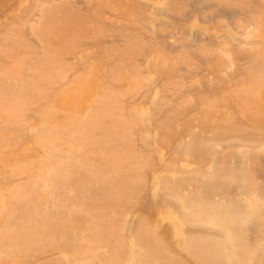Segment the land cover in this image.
Segmentation results:
<instances>
[{"label": "bare ground", "instance_id": "obj_1", "mask_svg": "<svg viewBox=\"0 0 264 264\" xmlns=\"http://www.w3.org/2000/svg\"><path fill=\"white\" fill-rule=\"evenodd\" d=\"M172 1L174 2V6H176V5L181 6L182 5L181 6L182 9L185 7V2H183V0H182V2H181V0H171V2ZM209 1H211V4H212V2H214L213 0H208V2ZM173 2H172V6H173ZM216 2L220 6H221V4L222 5L224 4L225 7H226V5H228V7H229V4H230V5H232V6H230L231 9H232L233 5L236 4V2L233 3L234 1L231 3L230 0H215V3ZM219 2L220 3L222 2V3L220 4ZM258 2H259L260 6L256 5V7H255V5H254V7L256 8V10H254L255 12H253L254 18L251 16L252 14H250V16H251L250 18H253V20L248 22L247 20L244 19L248 23L246 22L245 23L246 25H244L242 23L243 25L241 24L242 27H240V30H241L240 32L243 35H245V34L248 35L249 33H247V32L249 31L251 34H249L248 37L249 36L252 38L254 37L255 40H259L258 44H257V42L255 43V44H257V47L254 50L252 48L253 46L250 48L254 52L251 50L248 51L247 47L245 48L246 49L245 50L242 48V46H238L239 48L241 47L239 49L238 47L234 46L235 44L233 45L234 47L229 48L232 46V45L230 46V44H229V47L226 50L222 49L223 47L221 48L222 50L220 49L222 51L221 53L224 54V55L221 54V55H223V57L219 55L220 58L222 57V59H220L217 55L218 53L217 54L215 53V51H217V49L214 50V53L216 54L215 55L213 53V50L210 47H208V48H210V50L206 51L204 48V45L198 46V48L203 47L204 52L206 51L205 53L201 54V52H202L201 50L203 48H201V50L199 48V50H200V52H199L198 48L196 47L197 45L195 46L196 51L200 55L203 56L205 54L206 55L205 57L206 58L208 57L207 58L208 72L211 73L209 75L210 80L208 81V78H207V80H204L206 83H207V81H208V83L209 82L210 83L206 84V83H204V81L203 82L201 81L204 84H199V85L200 86L202 85V87H203V85H208L207 88H209V90L213 89V92L209 91L208 94L211 93L213 95V93L215 94V92H216L215 87H216V89L219 88V89H221V91H224L228 87H233V86L237 85L238 81H241L240 78H242L244 81H247V82H243V84L244 83L249 84V88H248L249 90L243 89L240 92L241 96H239V92H238V96H239L238 99H239V102H240L242 108L247 113L246 115L249 116L251 120L252 119L262 120V118L264 116V113H263L262 108L260 106L262 103V102H260L262 92L259 90V85L261 84L260 82H264V81H261V78L263 75V74L261 75V73H263V72H261L262 70H260L258 67L261 62L264 64V49H261V48L259 49V47H258L260 45V43L262 42V40L264 41V16L261 14L263 12V10L261 8L263 0H258ZM132 3H133V1H132ZM182 3H184V4H182ZM187 3H188V1L186 2V4ZM215 3H213L214 6L216 5ZM134 4H136V3H134ZM139 4H140V2H139ZM139 4H136L134 6V8H136V9H134L135 11L138 10L137 5L139 6ZM141 4H143V3H141ZM168 4H169V2H168ZM237 4H240L241 7L242 6L244 7L243 11H242L241 7H237V8H240L242 11L241 12V18L246 17L247 15L245 16L244 11H246V7H247V5L250 4V2L247 0H241V2H238ZM199 5L201 6L200 3H199ZM240 5H237V6H240ZM214 6L212 5V7H214ZM224 6L223 7L221 6V7L224 8ZM124 7L128 8L127 6H124ZM207 7H208V5H207ZM209 7H210V5H209ZM141 8L143 9V6ZM141 8L139 10L142 11ZM222 8H220V9H222ZM230 8H227V9L224 8V11H221L220 13L223 12L226 14L228 11V13H230V16H231V14H233V12L236 10H234L232 12L230 10ZM233 8H236V6H234ZM37 9H38L37 11L39 14V20L37 22H35L34 24H33V21L31 22V20H30V22L32 24L30 25V27H28V26L27 27L29 28L28 29L29 32L32 33V35H34L39 40V42H37L38 45H40L39 43L41 42V44L43 46L42 55L39 56L40 53H37V51L40 50V49H37L39 47L36 48L37 49V51H36V49L33 48V46L32 47L30 46L31 44H29V42H28L27 33L25 32V29H18L16 31H14L13 33H7V35H5V37H2L5 42H11L17 48L28 47L27 49L29 50L30 54L34 55V57L37 58V63H35L34 65H33L34 62L29 63L27 61L19 59L20 58L19 57V58H16L13 62H11L10 67H7L5 69L0 67V77H2V80H3V78L5 79V77H10L11 80L13 78V79L18 80L17 82H19L15 90L14 89L8 90L9 92L6 90V92H3L4 90L2 91L0 89V91L2 92V93L0 92V123L4 124L6 126L8 124H12L11 122L19 121L24 116V112L29 111L30 109H28V108L31 106L36 107V105L34 106V104H36V103L40 104V102H41L40 100L44 99V103L48 102V101L45 102L48 87L53 86L55 83L60 82L58 79H60L66 73V70H67L66 69L67 67H65V66H67L66 60H68V59L65 60L66 61V64H64L65 66L63 65L65 68L63 66H61L63 61H62V58H60L59 56L63 54L64 48L63 47H62V49L59 48V45L63 44V43L65 44L67 42H68V44L69 43L72 44L75 41L77 42V37L79 35L80 36L82 35V37L88 35L86 29H83L81 27L82 23L78 24V26H77L78 28L76 30L74 23H73L74 21L72 20V18L65 17L67 15L69 16L70 15L69 13H71L68 10V9H70L69 2H67L65 0H59L58 2L43 1V3L41 5H39ZM215 9H218V8L214 7L211 10L209 8L210 11H212V12L216 11L217 12V14H216V12H214V14L211 13L213 16L218 15L219 14L218 12L220 11L219 9L218 10H215ZM194 10H195V8H194ZM205 10H207V9H205ZM209 10H207V11L209 12ZM259 11H261V12L259 13ZM238 12H240V11H238ZM57 13H61L62 15H64V20L57 17L56 16ZM242 13H244V15ZM258 13H259L260 17L258 16ZM204 14L206 15L205 12H204ZM225 14L224 15L220 14V15L228 16L227 14L226 15ZM236 14H237V11H236ZM234 15H235V12H234ZM234 15H232V17L230 18V19H233V22H234V17H236L238 14L235 16ZM242 15L244 17H242ZM179 16L181 17V15H179ZM29 18L31 19V17H29ZM218 18H219V16H218ZM206 19H207V17H206ZM236 19L239 20L240 18L236 17ZM150 20H151V18H150ZM240 20H242V19H240ZM248 20H250V19H248ZM28 21H29V19H28ZM161 21H163V20H161ZM30 22H27L28 24H26V22H23L24 23L23 25H29ZM146 22H147V20H146ZM133 23L135 24V22H132V24ZM142 23H143V21H142ZM171 23L172 22H170V25H171ZM63 24H66L65 26L68 28V32H66L67 34L64 33L65 35L63 34L64 30L63 31L61 30L62 29L61 27ZM139 25H141V24H139ZM172 25H174V24L172 23ZM175 25L174 26L177 27V24H175ZM237 25H238V23H237ZM156 26H158V25H156ZM159 26H158V31H160L162 29V31H160L161 34H159L160 38L162 39V37H163L162 40H167L166 38H169L167 35H169L171 33L170 32L171 29H167L168 26L165 28L164 25H163V27L165 29L162 26H160L161 27V29H160ZM165 26H166V24H165ZM174 26H173V28H174ZM145 27L146 26H144V29H145ZM3 28L5 29L4 26H3ZM131 29H129L131 32L132 31L135 32V30H136V33L132 32L133 34H131L129 31V33L131 35H128L129 33L127 34L128 36L124 35L125 37L127 36V38L129 39V40L126 38H125L126 40L124 39L125 41L128 40L127 42H124V40H123L122 41L123 43L118 42L116 45L111 43V45H112L111 50H113L116 46V48H115V50H113V52L114 51L116 53L118 52V55L120 56V57L118 56L120 62H122L123 58H126V60L128 59L130 62L132 61V63H135V61L133 59H135V57H137L138 55H141L145 58L147 56V53L148 54L151 53V54L156 55L155 56L156 58L152 57L151 61H149L150 66H151V69L153 70V72L156 75H158V77H159V75H161V76H163V78H167L166 82H164L165 79L163 81L165 89L162 86L163 87L162 90L167 89V90H169V93H168V91H164V92H166L167 97L165 96L164 92L162 94L166 97L165 98L166 100H169V102H171L172 101L170 99V98H172L171 96H175V94H176L175 90L172 89V87L175 86L177 88L178 87L180 88L181 85L184 86L187 84V83L183 84L181 82L180 78H178L180 75L178 74L177 70H175L177 73H175L173 71V66L176 64L177 68H175V69H178V67L180 65H182V66H185V65L189 66L190 65V63H188L191 60L189 56H191L192 54H190V52H191L190 51L189 52L190 55L188 56V49H187L188 45L184 44V45H186L185 48L187 49V51H184L185 52V54H184V52H181L182 50L180 51L181 48L182 49L184 48L181 46H184V45L181 43L182 45L180 46L179 42H185V41H182L183 39L181 41L176 40V42H178L177 45L179 46V47H177V49H179L181 47L179 49V51L181 53L180 54L179 53L178 54L167 53V52H170V49L172 50L173 47L174 48L171 52H173V53L179 52V51H175L176 50V46H175L176 44H174V46H173V43L175 41L173 43H171V46L169 44L170 49L168 48L167 44L166 45L164 44L165 47L168 48L164 51L163 50L164 49V47H163L164 41L163 42L160 41V43H159V40H161V39H159V37H157V39L154 40V37L156 38V36H159V35L154 36L155 34L151 31V33H153V36H154L152 39L151 38L152 36L150 35L151 33L148 30H147L148 33H150L149 36H151V37H148V33L146 36V30L144 33L143 30L141 29L142 30V32H141L140 27H139V29L138 28L137 29L134 28V30H133V28H131ZM238 29H239V27H238ZM0 30H1V28H0ZM71 30H72V33L69 34L71 32ZM163 30H165V31H163ZM167 30H169V31H167ZM172 30L176 31L174 29H172ZM123 31H125V29H123ZM154 31H157V30H154ZM235 31H236V29H235ZM105 32H106V35L103 33L102 40L103 39H109V38H103V37L109 36V35H107L108 34L107 31H105ZM115 32H116V30H115ZM139 32H141V33H139ZM162 32L163 33L165 32L164 33L165 36H164V34H162ZM0 33H2V31ZM113 33H114V31H113ZM143 33H144V35H143ZM158 33L159 32H156V34H158ZM109 34H112V33L110 32ZM99 35H102V34L98 33L97 38H99ZM172 35L174 37L176 36V34L175 35L172 34ZM231 36H232V34H231ZM233 36H235V35H233ZM93 37H95L94 40L97 39L95 35H93ZM120 37H121V35H120ZM29 38H31V37H29ZM185 38H186V35H185ZM209 38H207V39L205 38V39L208 40ZM229 38H230V36L226 38V39H228V41H226L225 38L224 39L226 42H229ZM252 38H251V40H253ZM91 39L92 38H90V41H91ZM119 39H121V38H119ZM222 39H223V37H222ZM231 39H232V41H233V39L235 40L234 37L230 38V41H231ZM102 40H99V41H102ZM191 40H193V39L191 38ZM204 40H202V41H204ZM206 40H205V42H206ZM209 40L207 41L208 44H210ZM29 41H30V39H29ZM83 41H84V39H83ZM97 42H98V40H97ZM167 42H169V41L167 40ZM193 42H195V40L192 41L191 43L193 44ZM205 42H203V43H205ZM215 42L216 41H214L213 44ZM224 42H223V46H227V45H224ZM226 42H225V44H226ZM237 42H239V41L237 40ZM240 42H239V44H241ZM80 43L79 44L77 43V45H80ZM91 43H89V44H91ZM106 43H109V42H106ZM191 43H189V46ZM216 43H219V41ZM221 43L222 42H220V44ZM205 44H207V43H205ZM255 44H252V45H255ZM32 45H34L33 41H32ZM93 45H96V44H93ZM113 45H115L114 48H113ZM211 45L212 44H210V46ZM36 46H37V44H36ZM70 46H72V45H70ZM73 46H76V45H73ZM82 46H85V45H82ZM104 46L105 45L103 44V49H104ZM206 46H208V45H206ZM80 47H81V45H80ZM92 47H91V49H92ZM190 47L193 48V46H190ZM214 47L216 48L217 46L215 45ZM84 48H86V47H84ZM109 48H111V47H109ZM235 48H238V49H235ZM76 49L78 50L77 46H76ZM106 49L107 48L104 49L105 53L107 51ZM70 50H71V52L73 51L72 48ZM104 50H101V51H104ZM191 50H193V49H191ZM91 51H93V53H94V48ZM163 51L164 52L167 51V52L164 53ZM218 51H219V49H218ZM255 51H257L258 53ZM193 52H195V51L193 50ZM246 52H247V54L249 53V55L245 54ZM67 53L68 52H66V54ZM105 53L102 52L103 55L101 54V56H99V57L103 56L105 58V56H106V57H108V60H110L111 58L115 59L114 54H113L114 56L112 55L114 57L113 58V57L109 56L111 53L107 52L108 55H106ZM30 54H28V55H30ZM242 54H244L243 55L244 57H246V56L250 57L251 56L249 58V60H251V61L247 60V61H249V63L247 62L244 64L241 61L242 59H240L242 57ZM259 54H261L260 55V61L261 62L258 63V61H259L258 55ZM32 55L30 57L33 58ZM22 56H24V55H21V58H22ZM82 56L84 57V55H82ZM92 56H93V54H92ZM90 57H91V55H90ZM109 57H111V58H109ZM97 58L98 57H96L95 60ZM148 58L150 59L149 56H148ZM193 58H194V56H193ZM8 59L9 58L7 57V60ZM26 59L30 60L29 56ZM112 59L110 61H112ZM195 59H197V58H195ZM63 60H64V56H63ZM87 60L85 59V61H87ZM95 60L92 59V61H95ZM143 60H145V59L143 58ZM82 61H84V60H82ZM90 61H91V58H90ZM92 61L90 63H92ZM117 61H118V59H117ZM197 61H201V59H199ZM8 62H9V60H8ZM3 63H5L4 64L5 66L6 65L9 66V64H6V62H2V64ZM86 63H88V61ZM124 63L120 64L118 66L123 67ZM206 63L207 62L205 61L204 65H206V67H207ZM256 63H258V64H256ZM0 64H1V60H0ZM69 64L72 66L71 63H69ZM69 64H68V67L70 66ZM95 64H96V62H95ZM117 64L115 66H117ZM86 65H88V64H86ZM86 65L83 64V66H86ZM73 66H75V65H73ZM80 66L82 67L81 64H80ZM88 66H90V65H88ZM92 66H94V65H92ZM95 66H96V67H94L95 70L93 69L94 71H92V73H90V74H89V72L87 73V71L88 70L90 71L91 68H88V70H86L87 67H83V69L86 68L84 73H81V71H82V68H81V70H80L81 74L77 73L79 71L76 72V70L74 68L73 71H75L76 74H79L80 79L79 80L77 79L79 76L77 78H75L74 76L73 77L70 76V78H68V80H70L71 78L72 79L75 78L73 81L71 79V82L73 84V82L75 81V84H76L78 81L82 82L83 80H81V79H84V80L86 79L83 83L80 82L81 84L78 82L79 83L78 85L73 84L72 86H70L67 78L62 79L66 76V74L64 77H62L60 79L61 81L64 80V83H67V85L70 86L69 87L66 84L62 83L65 88H67V87L71 88V87L75 86L74 89L71 91L73 95H71L70 98H67L69 96L63 94L64 91H62V90L64 88L60 82L63 89L60 88L62 91L61 92L58 88L60 84L59 85L57 84L58 85L57 88L61 92L58 94L55 93L58 95V97L57 98H53V97L50 98L51 95H49L50 101H49V103H47V106H46V104L45 105L44 104L39 105L41 107L43 105V110L38 113V115L40 116V117L38 116L39 122H40L39 123L40 132L39 133L34 132V133H36L34 137H35V139H40L38 144L41 146V149L44 152V156L42 159L36 160L33 163L26 164V165L23 164V165H20L17 168H15L16 173L36 172L38 180H35L34 178H32V179L24 181L23 183L21 182V184L19 186L16 184V186H12L9 189L4 190L3 192H0V250H2L3 253L6 250L5 252L7 253V251L10 252V250H8V249H12V251L14 249L16 251L15 254L12 253V254H14L12 256V254L10 253V256L12 258L14 256H16L17 254H18V256L19 255L29 256L31 254H32V256L33 255L34 256H36V255L44 256L47 253L49 254L52 251L57 252V250H59L62 252L61 256L59 255L57 260L54 259L55 260L54 264H95V263L96 264H122L125 261L127 255L130 256V259L132 258V259H135L136 262L138 261L139 264H259V262L262 261L264 258V246H262L264 244V241L262 240L263 244H261L262 241L260 242L259 240H258L259 242L258 241H256V242L251 241L249 238L250 232L247 231V229L245 228V225H246V222L248 220V218L246 219V217L251 216V218H249L250 221L251 222L252 221L257 222L256 226L259 227V230L257 229L259 231V234H257V232H256L257 236H259V238H261V239L262 238L264 239V201H263L264 195H262V198H261V196H258V194L261 193L259 188L263 187V186H259L257 181L252 182L253 179H257V177L256 178L254 177V175L256 174L255 172H258V171H254L251 168H249V167H251V165H248V164L244 165L242 163L246 160L248 161L249 164L252 161H253V163H256V161H257V159H255L256 156H254V154H253V156H254V158H253L251 153H255V154L259 155L261 149L259 148L258 145L261 144L260 143L261 141L264 144V139L262 138V140H259V144H257L256 141L258 140V138L254 137L255 139H257L255 141V143L257 145H253V143L251 144V142H250V144L253 145L254 147H252L247 142L249 144V145H247V147L250 146L252 149L250 147L247 148L248 151L250 152V154H248L249 152L245 153L244 150H243V152L245 153V156L249 155V158H250V156H252L250 158V160L251 159L252 160L250 161L249 159H247L248 156H247V158L244 156L246 158V160H242L245 158L241 157L243 152H240L241 156H240V160L238 163L240 164L242 161L241 164L244 165L245 167H243L242 169H239L240 172H236L237 169L233 170V168L235 169V166H232V169H230L229 167L226 166L227 165L226 159L223 157L224 156V154H223L224 149L221 150L220 148H216V149L221 150L218 152V150L215 151L214 147L216 145L217 146L220 145V147H221V143H225V139L228 137L239 138L240 139L239 142H241V140L243 142V140H244V142L246 143L247 138H249L247 141H251L253 138L251 139V137H248V136H250V134L248 136H246L247 135L246 132H248V130H251L252 126L249 128L247 125H244L247 129L246 131H245V129H242V128L240 130L239 129H233L234 127L233 128H227L226 125L228 126L229 117H228V119H226L227 117L221 118L222 114H221V117L218 116V117H220L219 118L220 121H218L217 123H214L212 121V119L207 118L210 114L208 116L206 115V117L202 115V112H201L202 110L200 111V113H197V114H201L202 116H195L196 115L195 112H192V114L194 113L193 115L190 113V114H188L189 116H186L187 114L183 111L185 109L190 110L188 108H193V109L197 108L198 110H199V108H206V109H204V112H205V110L208 112H211V110H208V109H211V107L213 106L211 103L217 98L218 94H223V93H219L217 91L218 94L216 93L217 95L216 94H215L216 96L214 95L216 98L214 97V100L211 99L212 101L209 100L208 102L209 103L211 102V103L208 105V102L206 99H208V98L210 99L211 97H208L209 95L207 96V98H206V96L204 97L202 92L200 91L202 88L198 84L191 85L192 83L191 84L189 83V82H191L190 79L193 77L192 76L190 79L188 78L189 79L188 84H190L191 87L195 86L194 92L191 90L189 91V92H192L191 96H194L192 98H195L194 102H192L193 99H191L192 101L189 100L191 97L189 98L186 95H185L186 97H184V95H183L182 98L180 97L181 99L177 98V100H179L178 104H176V106H174L173 105L174 102L175 101L177 102V100H175L174 98H176L178 96V94H176V97L172 98V99H174L173 100L174 102L173 101L171 102V105L173 107L168 102L170 110H168V112L163 110V114H164V112L166 114L163 117L160 116L162 118L157 120L155 123H154V121H155V118H154V120L152 122L154 124L151 125L152 124V123H150L152 121L151 118H153L157 114V112L159 113L161 108L163 109V106H165V104H167V103H165V99L163 98L164 96H162V94H161L160 96L162 97V100L164 101V103L160 97H159L160 99H158V100L154 99L157 102L153 103L154 106L152 108V111L150 113H148V115H147L148 119H150V122H149L150 125L153 128L155 125V128L157 130V134H158L157 142L158 143L162 142V144L166 145V146H168V144L170 145V144L176 143V145L174 147L175 155H177L179 157L186 156V157L192 158V160H191L192 162H190V163L195 164L194 166H196L198 169H200V167H201V170H202V167H204V165L207 164L209 158L211 159V156H213L212 152L215 151V153H218V154H220V152L221 153L223 152L222 153L223 156H220L221 159L220 158L218 159L216 157V155L217 156H219V155L218 154L214 155L215 162H218L216 164V168H214L216 170L213 173L209 172L208 174H206L207 171H205L204 168L202 171H205V172H202V171L199 172V171H196V170H198V169H196V167L195 168L192 167L191 170H188L189 172L186 171V172L182 173L181 177L175 178V180H174L173 174L177 171L179 172L180 167L179 166H177L179 168H174V167L168 168V167H166L169 169L168 171L172 175H168V176L164 175L163 177L160 176L161 177V178L159 177L160 179L158 178L157 186L160 188V192H159V198L160 199L159 198L158 199L160 202L158 201V203L156 204V205L159 204L158 206H161L163 209H165L164 214L159 219V221L156 222L155 224L150 223L151 221L148 222V220L144 218L140 222H138L136 225H134L133 229H131L130 227H128L129 225L127 224V214H129L128 210H130V205L132 202L131 200L132 199L134 200V198H135L134 196L137 194V192L139 190V189L137 190L135 187V186H137V184L135 186H133L134 183H132V182L134 181L133 179L142 176L138 180L135 179V181L136 182L139 181V182H141V184L143 183L142 181L145 180L144 179L145 176H144V173L140 172V170L141 171L146 170L147 166H148L147 163L149 161V164H150L151 159L148 158V157H150L149 155H146V154L141 155L140 153H137L134 149L137 144H142L145 147V144L147 142L145 143V141H146V140H144L145 136H142L143 135V133H141L142 130L140 131L139 130L140 128L138 129L139 124H141L140 123L141 119L139 118L140 114L138 113V110H136L137 107L134 109L135 106L134 107L130 106L132 108V110H128V112L129 111H131V112L127 114L124 107H126V109H127V107L129 108V106H126V105L124 106L122 104L123 103L122 98L125 97V96H123L125 91H126L125 95H127L128 92L133 93L136 89L139 88V86H142L141 84L144 83V80L147 81V79L145 78L144 74L143 75H141V73L139 74L140 70H139V72H137L136 69H134L135 72H137V73H135L134 70H131V73L134 74V75L131 74V76H133V81L130 80V79H132V77L129 75L130 76L129 83L131 84V86L130 87L128 86V88L126 87L127 88L126 89V88H123L126 85L124 86L122 84H119V82H118L117 74L120 78L119 73L121 74L122 72H117V74H116V73H113L112 71L109 70L111 73H113V74L109 75V71L107 72V68H108L107 66H110V64L106 65L103 62H99ZM112 66L113 65H111V67ZM115 66H113V68ZM134 66L137 69L139 67V66L136 67V65H134ZM134 66H133V68H134ZM150 66H149V68H150ZM190 66L192 67V65H190ZM141 67H142V65H141ZM199 67L200 66H198V68ZM227 67L230 69L233 67V70L236 67V70L234 72L235 74H233V75L231 74L232 75L231 77L228 78V76H227L228 74H226L227 72L225 73V71H224V73L227 76L226 78L218 79L219 75H218V77L212 75V74H216L218 71H221V68L225 69ZM128 68H126V70ZM187 68L188 67H186V69ZM263 68H264V66H263ZM77 70H79V69H77ZM128 70H130V69H128ZM179 70H181V69H179ZM26 71H29L31 73L30 76H28V75L26 76V74H25ZM67 71L69 72V69ZM75 72H74V74H75ZM173 72L175 74H173ZM179 73H181V72H179ZM203 73H204V71H203ZM196 74H197V72H196ZM175 75L176 76L179 75V76L175 77ZM200 75L198 72V76H200ZM206 75L208 77V74H206ZM121 78H123V77H121ZM156 79H157V77H156ZM181 79H183V78H181ZM157 80H159V78ZM3 81L1 83H3ZM182 81L185 82V80H182ZM154 82H152V83H154ZM213 82H214V84H213V86H211L210 84ZM161 83H162V81H161ZM243 84H241V85H243ZM7 85H5V86H7ZM196 85H198V86H196ZM209 85L211 87H209ZM241 85H239L238 87H243ZM14 86H15V83H14ZM0 87H1V85H0ZM54 87H56V86H54ZM54 87L53 88L51 87V88L54 89ZM244 87H248V86L245 85ZM179 88H178V90H179ZM67 89H64V90H67ZM142 89H140V90L142 91ZM203 89L205 90L206 87ZM228 89H230V88H228ZM238 89H242V88H238ZM238 89H234V91L238 90ZM49 90L51 91V89H49ZM146 90H148V89H146ZM136 91L138 94L139 90H136ZM136 91H135V94H136ZM172 91L175 94H173ZM181 91L179 93H181ZM159 92H161V90ZM170 92L172 95L170 94ZM225 93H227V92H224V94ZM48 94H51V92ZM181 94L179 96H182ZM57 95H55L54 97H56ZM169 95H170V98L167 99L169 97ZM212 95H210V96H212ZM228 96H229V94H228ZM125 98H127V96ZM134 98H136V96ZM221 98H222V96H221ZM227 98H229V97H227ZM232 99H234L233 96H232ZM202 100H205V102ZM135 101H136V99H135ZM218 101H220V99L215 100V102H217L216 105L218 104ZM73 102L75 103V107L72 106V105H74ZM202 102L207 103L208 106L204 105ZM197 103H200L201 106H198L199 104L195 105ZM223 103L225 104V102H222V105H224ZM38 104H37V106H38ZM124 104H126V103H124ZM196 106H198V107H196ZM205 106H207V107H205ZM32 107H31V109L33 110ZM150 107H152V106H150ZM165 107L168 108L167 105ZM166 108H164V109H166ZM181 108H184V109L180 110ZM34 111H37V110L34 109L33 113H34ZM195 111H196V109H195ZM215 111H216V109H215ZM59 112L64 113L67 116V118H66L67 120H65V122L62 124H60V123L57 124L58 121L56 120V118L59 117V115H60ZM160 112H162V110ZM213 112H214V110H213ZM56 114H58V115L56 116ZM144 114H145V112H144ZM233 114H234L233 112H232V114L230 113V117H232ZM144 117H146V116H144ZM157 117H159V116H157ZM143 119L145 121L146 118H143ZM233 120H234V118H233ZM147 121H149V120H147ZM237 121H232V122L230 121L229 126L232 127V125H237L238 128L241 127V124L236 123ZM22 123L23 122H21V126H22ZM146 123L149 124L148 122H146ZM195 124H199L201 131L199 133L193 132L192 134L187 135L185 138L184 133L185 132H187V133L192 132L193 131L192 125H195ZM27 125H25V127ZM13 126H15V125H13ZM17 126H19V125L17 124L16 127ZM149 126L146 127V132H147V128L150 131L151 128ZM25 127H24V129L27 128V127L26 128ZM19 128L23 129V127H20V126H19ZM12 129H14L17 133L18 128L17 129L12 128ZM7 130L9 131L10 128L9 129L7 128ZM252 130H254V129H252ZM243 131L245 133L244 135H243ZM258 131H259V133H261L262 129L258 130ZM258 131H256V134H258ZM263 131H262V133L264 135ZM7 132H5V133H7ZM18 132H19V129H18ZM23 132H24V130H23ZM25 133H26V131H25ZM21 134H23V133H21ZM1 136H2V132L0 131V149L3 146V138H1ZM64 136H66L65 139L69 140L66 144L62 143L65 140V139H63ZM256 136L258 137V136H262V135L258 134ZM12 138L14 139V137H12ZM16 139H19V138L17 137ZM226 140H228V139H226ZM231 140H232V143H231L232 145H233V143L237 142V141H234L233 139H229V141H231ZM215 141L218 144L220 143L219 141H221V143L218 145ZM204 142H207L208 144L207 143L205 144ZM211 142L212 143L215 142L216 145L214 143L211 144ZM239 142H237L236 145L237 144L239 145ZM242 142H241V145L245 146V143L242 144ZM7 143H9V141ZM16 144L17 143H15V145ZM202 144H203V147H202ZM231 144H229V145H231ZM207 145H208L210 151L207 150L208 149ZM210 146H212L214 148L213 151H212L213 148ZM237 146H234L233 148H235V147L237 148ZM255 146L258 149L257 151L255 149ZM204 147L207 149H205ZM238 147H240V146H238ZM262 147L264 148V146H262ZM240 148H242V147H240ZM253 148L255 149V152H254ZM263 148H262V151H263ZM228 149L230 150V147ZM236 151H239V149L237 148ZM257 152H259V153H257ZM209 153H211V156L209 155ZM244 153H243V155H244ZM145 155L148 158V161H147V158L145 157ZM207 155H209L210 157ZM237 156H239V155H237ZM230 157H228V158H230ZM177 159H179V158H177ZM253 159H255L256 161H254ZM219 160H224V161H219ZM211 161H212V159H211ZM211 161L209 160V162H211ZM244 163H246V162H244ZM258 163L259 162L257 161L256 164H258ZM146 164H147V166H146ZM232 164L233 165L236 164L235 160L233 161ZM256 164H253L252 166L255 167V166H257ZM230 165H231V163H230ZM230 165H228V166H230ZM145 166H146V169H145ZM213 167H215V164L211 166V168H213ZM263 167H261V170ZM194 169H196V170H194ZM257 169L260 170L259 166L255 168V170H257ZM184 170H186V169H184ZM229 170H232V171L230 172ZM261 170H260L259 174L264 172ZM233 171H235V173ZM181 172H183L182 169H181ZM196 173L201 174V175H198ZM238 173L239 174L241 173V174L239 175ZM136 174L139 176H137ZM251 174H253V176ZM256 175H258V173ZM12 176L14 177V175H12ZM238 176L241 178L243 177V180L245 181V183L242 184L243 186L247 182V184H248L246 186L247 188H245V186H244V188L249 190L251 193H254V195L256 194V196L258 197V200L260 201L259 203H256L257 198L255 197V199H256V200H254L255 204H260V207L256 208L253 212L247 213L249 211L248 209H247L248 211L245 212L243 210L244 208H240L237 204V203H239L240 200L237 201V203H236V199L235 200H234V198L231 199L230 195H226L229 193L228 192V186L230 188H232L233 186L235 187L237 185V183H239L235 180V179L239 178ZM260 176H262V175L260 174ZM6 178H8V177H6ZM14 178L18 179L19 177L17 178L15 176ZM21 178H23V177H20V179ZM142 178H143V180L141 181ZM262 178L264 179V176H262ZM232 179L235 182V184L231 183V185H232V187H231L230 182H233V181H229V180H232ZM12 180L14 181L15 179H12ZM3 181H5L4 178H3ZM8 182H10V181H8ZM227 182L229 185L227 184ZM3 183H5V182H3ZM253 183H255V184H253ZM256 184L258 186H256ZM140 185H138L137 187L139 188ZM225 185H228V186H226L227 192H225L226 191ZM238 185H237V187H239V189H241V186H240L241 184H238ZM0 188H2V186ZM233 189H232V191H233ZM256 189L258 190V192L260 191L258 194L256 192ZM241 190H240V192H241ZM244 190H242V191H244ZM240 192L238 193V195L240 194ZM246 192L247 191L245 190L244 193H246ZM248 192L246 194H248ZM262 192H264V191H262ZM157 193H158V189H157ZM230 194L232 195L231 191H230ZM242 194L243 193H241V197H243ZM250 194H248V197L250 196L251 200L253 201V198H252L253 196H251ZM220 196L225 201V204L219 200L221 198ZM216 197H218V198L220 197L218 199V201L216 200ZM248 197H246V198H248ZM172 200L174 201V204H172V202H173ZM170 201H172V202L170 203ZM175 202L177 203L176 205H175ZM244 202H246V201H244ZM170 204L175 205L176 208L173 209L172 205H170ZM261 204H262V206H261ZM169 205L172 208H169ZM239 205H241V201H240ZM244 205H248L247 202ZM244 205H243V207H244ZM241 207H242V205H241ZM247 207H249V206H247ZM250 207H252V204H250ZM245 210H246V208H245ZM252 217L254 218V220ZM165 222H169L172 226V229L169 230L168 232H166L162 228L163 224ZM186 225H194L195 229H193V228L190 229L189 226H186ZM196 225H198L197 229H196ZM199 225H201V226L199 227ZM167 226H168V224H167ZM184 226L187 227V228H184V229H186L185 231L183 229ZM209 226L211 228L213 227L212 229H214V228L217 229L218 231H220L221 234L220 235H212L209 232L205 233L206 231L204 230L205 229L204 227L207 228ZM210 227H209V229H210ZM188 228L190 230H195V231H189L192 233L186 232ZM253 229L256 230L255 228H253ZM197 230L202 231V232L205 231V232L202 233V232H199ZM128 231H131V236H130L131 240L130 239L128 240L129 237L127 238V232ZM257 236H255V238ZM171 239H173L175 241L174 245L170 242ZM2 252H0V253L3 255ZM4 255H5V253H4ZM7 255H9V254H6V256ZM10 256H7V257L4 256V257L7 259ZM1 260H0V262H1ZM19 261H20V259H19ZM25 261H27V260H25ZM29 261H30V259H29ZM12 262H14V261H12ZM14 263L18 264V261H17V263L16 262H14ZM131 263H133V262H131ZM45 264H50V262L45 263Z\"/></svg>", "mask_w": 264, "mask_h": 264}, {"label": "rangeland", "instance_id": "obj_2", "mask_svg": "<svg viewBox=\"0 0 264 264\" xmlns=\"http://www.w3.org/2000/svg\"><path fill=\"white\" fill-rule=\"evenodd\" d=\"M43 1H50V2H58L59 0H0V28H1V30H0V32L2 31V33H0V60H1V64H0V67L1 68H3V69H5V68H7V67H10L11 66V62H13L16 58H19V59H22V60H24V61H27V62H34L33 63V65L35 64V63H37V58L36 57H34V55H32V54H30V52H29V50L27 49L28 47H20V48H17L15 45H13V43H11V42H5L4 41V39L2 38V37H5V35H7V33H13L14 31H16V30H18V29H25V32L27 33V39H28V42H29V44H31L30 46L32 47L33 46V48H37V47H39V48H37V49H40V50H38L37 51V49H36V51H37V53H40L39 54V56L40 55H42V49H43V46H42V44H41V42L39 43L40 45H38V43L37 42H39V40L34 36V35H32V33H30L29 32V28L28 27H30V25L32 24L31 22L33 21V24L35 23V22H37L38 20H39V14H38V6L39 5H41L42 3H43ZM65 1H67V2H69V4H70V9H68L69 10V12H71V13H69L70 15L68 16H65V17H67V18H72V20L74 21L73 23H74V26H75V29L77 30V26H78V24H81V27L83 28V29H86V31H87V36H83L82 37V35L80 36H78L77 37V42L75 41V42H73L72 44H68V42L67 43H63V44H60L59 45V48H61L62 49V47L64 48L63 49V54L62 55H60L59 57L60 58H62V61H63V63L61 64V66H63L64 64H66V61H67V66H65V67H67L66 69L68 70L69 69V72L66 70V76H65V74L62 76V77H64V78H62V79H65V78H67V80H68V78H70V76H74L75 78H77L78 76H79V74H81V73H84V71H85V69H83V67H87V69L86 70H88V68H91L90 69V71L88 70L87 71V73L89 72V74L90 73H92V71H94L95 70V68L94 67H96L95 65H97L99 62H103V63H105L106 65H109L110 64V66H107L108 68H107V72L110 70V71H112L113 73H116L117 74V72H122L121 74L119 73V75H120V78L121 77H123V78H119V76H118V74H117V77H118V82H119V84H122V85H126L125 87H123V88H128V86L130 87L131 86V84L129 83V81L131 80V81H133V76H131V70H134V69H136V71L137 72H139V70H140V72H139V74L141 73V75H143L144 74V76H145V78L147 79V81H145L144 80V83L143 84H141L142 86H139V88L138 89H136V90H139L138 91V94H137V91H136V94H135V91L133 92V93H130V92H128L127 93V95H125L126 94V91H125V93H124V95L123 96H127V98H125V97H123L122 98V104L125 106H129V108L127 107V109H126V107H124L125 108V110H126V112H127V114L128 113H130L131 111H129L128 112V110H132V106L134 107V109L136 108V110H138V113L140 114V116H139V118L141 119L140 120V123L141 124H139V126H138V129L141 131V133H143V135L142 136H145V139L144 140H146L145 141V147H144V145H142V144H137L136 146H135V151L137 152V153H140L141 155H144V154H146V155H149L150 157H148L149 159H151L150 161H151V163L149 164V161H148V158L146 157V155H145V157L147 158V161H148V166H147V164H146V166H147V169H146V166H145V169L147 170H140V172H142V173H144V176H145V180L144 181H142L143 180V178L141 179V181L143 182L142 184H141V182H136L135 181V179L136 180H138L139 178H141L142 176H140V177H138V178H135V179H133L134 181L132 182V183H134L133 184V186H135L136 184H137V186L138 185H140V187L138 188L137 186H135L136 187V189L138 190V192H137V194L134 196L135 198H134V200L132 199L131 201V205H130V210H128L129 212V214H127V224L129 225L128 227H130L131 229H133V227H134V225H136L138 222H140L142 219H147L148 220V222H150V223H152V224H155L156 222H158L159 221V219L162 217V215L164 214V211H165V209H163L161 206H158V205H156L157 203H158V201H159V192H160V188L157 186V181H158V178L161 176V177H163L164 175H166V176H168V175H172V174H170V172L168 171L169 169V167H174V168H179L180 167V171L178 172H175L174 174H173V179L175 180V178H179V177H181L182 176V173H184V172H186V171H188V170H191V168L192 167H196V166H194L195 164H193V163H190V162H192L191 160H192V158H190V157H186V156H181V157H179V156H177V155H175V153H174V147H175V145H176V143L175 144H168V146H166V145H163L162 144V142L161 143H158L157 142V137H158V134H157V130H156V128H155V125H154V128L151 126V125H153L157 120H159V119H161L166 113L164 112V114H163V110H165L166 112H168V110H170L169 109V103H170V105H171V102L175 99V100H177V98H179V99H181L182 97H183V95H184V97H186V96H188L190 99V101H192L191 99H193V101L192 102H194V100H195V98H192V97H194V96H191V94H192V92H189L190 90L191 91H193L194 92V87L195 86H192L191 87V85H195V84H204V83H206L204 80H207V78H208V81L210 80V77H209V75L211 74L210 72H208V61H207V58L205 57L206 55L204 54L203 56L202 55H200L197 51H196V48H195V46L198 48V46H202V45H204V48H205V50L207 51V50H210V48L213 50V53H214V50L215 49H217V51H218V49H219V51L217 52V51H215V53L218 55V57L220 58V56H222L223 57V53H221L222 51V49H227L228 47H229V44H230V46L231 47H229V48H232V47H234V46H236V47H238V46H242V48L243 49H245L246 47H247V50L248 51H253L256 47H257V44H258V42H259V40H255L254 39V37L252 38V37H248V35L249 34H251L249 31L247 32V33H249L248 35L247 34H245V35H243L240 31V27H242V25L244 24V25H246L245 23L248 21H252L253 20V18H254V16H253V12H255L254 10H256V5H258V6H260L259 5V2H258V0H247V1H249L250 2V4L249 5H247V7H246V11H244L245 12V16L246 17H244L243 15H244V13H242L243 15H242V17H244V18H241V12L244 10L243 8V6L241 7V5L240 4H237L238 2H241V0H230L231 1V3L233 2V3H235L236 2V4H234L233 5V7L234 6H236V8H233L232 7V9L230 8V6H232V5H230L229 4V7H228V5H226V7L224 6V4L222 5L220 2V4H221V6L223 7L224 6V8H230V10L233 12L234 10H236L237 11V14L240 16H238L237 14H236V11H234L235 12V15H237L236 17H238V18H240V19H242V20H238V19H236V17H234L235 15H234V12H233V14H231V16H230V13H228V11H227V15L228 16H222V15H220V14H225V13H220L221 11H224V8H222L217 2L215 3V0H213L214 2H212V4H211V1H209L208 2V0L206 1V0H187L188 1V3L186 4V0H183V2H185V7L182 9V5L180 6V5H176V6H174V2H173V6H172V2H171V0H65ZM88 1V2H87ZM131 1V2H130ZM132 1H133V3H132ZM204 1V2H203ZM206 1V2H205ZM42 2V3H41ZM139 2H140V4H139ZM168 2H169V4H168ZM181 2H182V0H181ZM209 4H208V3ZM132 5H131V4ZM134 3H136V4H139V6L137 5V9L138 10H134V9H136V8H134V6L136 5V4H134ZM141 3H143V4H141ZM171 3V4H170ZM199 3L201 4V6L199 5ZM207 3V4H206ZM213 3H215L216 5L214 6V4ZM134 4V5H133ZM182 4H184V3H182ZM191 4V5H190ZM203 4V5H202ZM206 4V5H205ZM220 6H218V5ZM141 5V6H140ZM207 5H208V7H209V5H210V10L212 9V8H218L220 11L218 12L219 14L218 15H212V14H214V12H216V11H214V12H212V11H210L209 10V8L207 7ZM212 5L214 6V7H212ZM237 5H240V6H237ZM254 5H255V7H254ZM124 6H127L128 8H126V7H124ZM143 6V9L141 8ZM191 6V7H190ZM195 6V7H194ZM199 6V7H198ZM139 7V8H138ZM146 9H145V8ZM237 7H241L242 8V11H241V9L240 8H237ZM249 7V8H248ZM142 9V11L141 10H139V9ZM169 8V9H168ZM171 8V9H170ZM193 8V9H192ZM194 8H195V10H194ZM220 8H222V9H220ZM261 8H262V10H263V12L261 13L263 16H264V0H263V3H262V5H261ZM182 9V10H181ZM205 9H207V10H209V12L207 11V10H205ZM218 9H215V10H218ZM165 10V11H164ZM181 10V11H180ZM162 11V12H161ZM170 11V12H169ZM179 11V12H178ZM186 11V12H185ZM225 11V12H226ZM230 11V12H231ZM238 11H240V12H238ZM157 12V13H156ZM164 12V13H163ZM182 12V13H181ZM184 12V13H183ZM204 12L206 13V15L204 14ZM261 11H259V13H260ZM181 13V14H180ZM212 13V14H211ZM259 13H258V16L260 17V15H259ZM83 14V15H82ZM144 14V15H143ZM183 14V15H182ZM216 14H217V12H216ZM225 14V15H226ZM250 14H252L251 16L253 17V18H250L251 16H250ZM72 15V16H71ZM179 15H181V17L179 16ZM211 15V16H210ZM232 15H234L233 17H234V22H233V19H230L231 17H232ZM56 16L57 17H59L60 19H63L64 20V15H62L61 13H57L56 14ZM218 16H219V18H218ZM230 16V17H229ZM29 17H31V19L29 18ZM206 17H207V19H206ZM215 17V18H214ZM150 18H151V20H150ZM26 19V20H25ZM28 19H29V21H28ZM136 19V20H135ZM138 19V20H137ZM140 19V20H139ZM153 19V20H152ZM155 19V20H154ZM247 20V21H245V20ZM248 19H250V20H248ZM259 19V18H258ZM30 20H31V22H30ZM130 20V21H129ZM133 20V21H132ZM146 20H147V22H146ZM161 20H163V21H161ZM179 20V21H178ZM236 20V21H235ZM142 21H143V23H142ZM152 21V22H151ZM23 22H26V24H28L27 22H30L29 23V25H23L24 23ZM129 22V23H128ZM132 22H135V24L133 23L132 24ZM139 24H141V25H139ZM154 22V23H153ZM163 22V23H162ZM170 22H172L174 25L175 24H177V27H175L174 25H172V23H171V25H170ZM175 22V23H174ZM208 22V23H207ZM212 22V23H211ZM236 22V23H235ZM247 22V23H248ZM126 23V24H125ZM137 23V24H136ZM161 25H160V24ZM237 23H238V25H237ZM243 23V24H242ZM128 24V25H127ZM165 24H166V26H165ZM235 24V25H234ZM242 24V25H241ZM66 24H63L62 25V31L64 30V32H63V34L64 33H66V32H68V28L65 26ZM156 25H160V26H162L163 27V25H164V27L166 28L167 26V29H171V33L169 34V35H167L169 38H166L169 42H167V40H162L163 39V37H162V39L160 38V35L159 34H161V32L160 31H162V29H161V27H160V31H158V26H156ZM170 25V26H169ZM237 25V26H236ZM241 25V26H240ZM3 26L5 27V29L3 28ZM26 26V27H25ZM28 26V27H27ZM140 27V30L142 29L143 30V32L145 33V30H146V36H147V33H148V31L151 33V31L155 34L154 36H156V35H159V36H156V38L153 36V33H148V37H151L152 39H153V37H154V40H156L157 39V37H159V39H161V40H159V43H160V41H164L163 42V45L165 44H167L168 45V48H169V44H170V46H171V43H173L174 41V43H173V46H174V44H176L175 46H176V50L175 51H179V49L181 48V47H184L183 49L181 48L180 49V51L181 52H184V51H187V49H188V56L190 55V54H192L191 56H189L190 57V59L192 60H190L188 63H190V65H192V67L190 66H186L185 64V66L186 67H188L187 69L189 70H187L186 69V67L185 66H182V65H180L179 67H178V69H175V68H177V66H176V64L173 66V71L175 72V73H177L178 72V74L181 76H176L175 75V77H178V78H180V80H181V82L183 83V84H185V83H187L186 85H181L180 86V88H179V90L181 91V93H179L180 91L178 90V88L177 87H172V89H174L175 90V92H176V94H178V96L176 97V94L172 91V93L173 94H175V96H171L172 98H174V97H176V98H174V99H172V98H170V95H169V97L167 98V99H171L172 101L171 102H169V100H166L165 98L167 97V94H166V92H164V91H168V93H169V90H162L163 89V87H164V82H166L167 80V78H163V76H161V75H159V77H158V75H156L154 72H153V70L151 69V66H150V62L149 61H151V59H152V57L153 58H156L155 56L156 55H154V54H151V53H147V56H146V58L145 57H143V56H141V55H138L137 57H135V59H133L134 61H135V63H132V61L130 62L128 59L126 60V58H123L122 59V62H120L119 61V55H118V52L116 53L115 51V53L113 52V50H115V48H116V44L118 43V42H120V43H123L122 41L126 38V39H128L127 38V36L128 35H131V34H133V33H136V30H135V32H131L129 29H131V28H133V30H134V28H138L139 29V27ZM143 26V27H142ZM144 26H146L145 27V29H144ZM173 26H174V28H173ZM232 26V27H231ZM120 27V28H119ZM130 27V28H129ZM142 27V28H141ZM151 29H150V28ZM157 27V28H156ZM163 27V28H164ZM172 27V28H171ZM238 27H239V29H238ZM74 28V27H73ZM122 28V29H121ZM128 30H127V29ZM150 30H149V29ZM164 28V29H165ZM218 28V29H217ZM233 28V29H232ZM118 29V30H117ZM123 29H125V31H123ZM172 29H174V30H176V31H173ZM235 29H236V31H235ZM5 30V31H4ZM115 30H116V32H115ZM132 30V29H131ZM142 30H141V32H142ZM148 30V31H147ZM154 30H157V31H154ZM233 30V31H232ZM4 31V32H3ZM22 31V30H21ZM105 31H107V35H109L108 37L106 36V37H103V38H109V39H103L102 40V36H103V33L106 35V32ZM113 31H114V33H113ZM123 31V32H122ZM127 31V32H126ZM129 31H130V33H129ZM163 31H165V30H163ZM167 31H169V30H167ZM166 31V32H167ZM236 33H235V32ZM112 33V34H109V33ZM141 32H139V33H141ZM156 32H159L158 34H156ZM72 33V30H71V32L69 33V34H71ZM98 33H101L102 35H99V38H97L98 36ZM118 33V34H117ZM129 33V34H128ZM138 33V32H137ZM144 33H143V35H144ZM165 33V32H164ZM163 32H162V34H164ZM186 33V34H185ZM67 34V33H66ZM128 34V35H127ZM149 34L151 35V36H149ZM172 34H176V36L174 37ZM208 34V35H207ZM231 34H232V36H231ZM65 35V34H64ZM93 35H95L96 36V40H94L95 39V37H93ZM118 35V36H117ZM120 35H121V37H120ZM124 35H127L126 37L124 36ZM185 35H186V38H185ZM208 37H207V36ZM213 35V36H212ZM233 35H235V36H233ZM242 35V36H241ZM247 35V36H246ZM162 36V35H161ZM164 36H165V34H164ZM184 36V37H183ZM225 36V37H224ZM230 36V38H232V37H234L235 38V40L233 39V41H232V39H231V41H230V38H229V42H226V41H228V39H226L227 37H229ZM244 36V37H243ZM253 36V35H252ZM29 37H31V38H29ZM92 38L91 39V41H90V38ZM101 37V38H100ZM112 37V38H111ZM121 38V39H119V38ZM123 37V38H122ZM195 37V38H194ZM211 39H210V38ZM213 37V38H212ZM222 37H223V39H222ZM150 38V39H151ZM164 38V39H165ZM190 38V39H189ZM191 38L193 39V40H191ZM207 38H209L208 40H209V43L210 44H212L211 46H210V44H208V40H206ZM218 38V39H217ZM226 39V41H225V39ZM247 38V39H246ZM251 38L253 39V40H251ZM29 39H30V41H29ZM81 39V40H80ZM83 39H84V41H83ZM89 39V40H88ZM125 39V40H126ZM171 39V40H170ZM183 39V40H182ZM187 39V40H186ZM206 40V42H205V40ZM215 39V40H214ZM217 39V40H216ZM33 41V44L34 45H32V41ZM86 40V41H85ZM97 40H98V42H97ZM99 40H102V41H99ZM113 40V41H112ZM124 40V42H127V41H125ZM176 40L177 41H185V42H179V44H180V46L183 44H186V45H188L187 46V49L185 48L186 47V45H184V46H181L179 49H177V47H179L177 44H178V42H176ZM191 40V41H190ZM195 40V42H193V44L191 43L192 41H194ZM202 40H204V41H202ZM216 41V42H218L219 41V43H214L213 44V42L214 41ZM222 40V41H221ZM237 40L241 43V44H239V42H237ZM83 43H82V42ZM88 41V42H87ZM96 41V42H95ZM190 41V42H189ZM200 41V42H199ZM226 42V44H225V42ZM82 44H81V43ZM85 42V43H84ZM92 42V43H91ZM95 42V43H94ZM106 42H109V43H106ZM203 42H205V43H207V44H205V43H203ZM220 42H222L221 44H220ZM223 42H224V45H227V46H223ZM232 42V43H231ZM257 42V44H255ZM77 43L79 44L80 43V45H81V47H80V45H77ZM89 43H91V44H89ZM111 43L112 44H115V45H113V48H114V46H115V48L113 49V50H111L112 49V45H111ZM182 43V44H181ZM189 43H191L190 44V46H193V48L192 47H190L189 46ZM239 45H238V44ZM36 44H37V46H36ZM93 44H96V45H93ZM103 44L105 45L104 46V49L105 48H107L106 50V53H105V50L103 49ZM201 44V45H200ZM218 44V45H217ZM220 44V45H219ZM235 44V45H234ZM252 44H255V45H252ZM70 45H72V46H70ZM73 45H76L77 47H78V50L76 49V46H73ZM82 45H85V46H82ZM108 47H107V46ZM165 45L163 46L164 47V51L166 50V49H168L167 47H165ZM206 45H208V46H206ZM216 45L217 47L215 48L214 46ZM234 45V46H233ZM93 46V47H92ZM172 46V47H173ZM250 46V47H249ZM253 46V47H252ZM73 49V51L71 52V48ZM84 47H86V48H84ZM91 47H92V49H91ZM97 47V48H96ZM109 47H111V48H109ZM171 47V48H172ZM208 47H210V48H207ZM223 47V48H222ZM253 48V50L252 49H250V48ZM259 47V49L261 48V49H264V41L262 40V42L260 43V45L258 46ZM67 50H66V49ZM69 48V49H68ZM93 48H94V53H93V51H91V50H93ZM110 50H109V49ZM174 48V47H173ZM173 48H172V50H173ZM195 48V49H194ZM200 48V47H199ZM199 48H198V51L200 52V50H201V48H203V47H201L200 48V50H199ZM204 48L201 50L202 52H201V54H203V53H205L203 50H204ZM222 48V49H221ZM239 48V47H238ZM238 48H235V49H238ZM241 48V47H240ZM239 48V49H240ZM249 48V49H248ZM80 49V50H79ZM84 49V50H83ZM170 49V48H169ZM185 49V50H184ZM191 49H193L195 52H193V50H191ZM221 49V50H220ZM24 50V51H23ZM26 50V51H25ZM76 50V51H75ZM97 50V51H96ZM101 50H104V51H101ZM171 49H170V52H167V53H171V54H180L181 52L179 51V52H175V53H173V52H171L172 51ZM211 50V51H212ZM246 50V49H245ZM80 51V52H79ZM96 51V52H95ZM163 51V52H164ZM191 51V52H190ZM247 51V52H248ZM65 52V53H64ZM66 52H68L67 54H66ZM102 52L103 53H105L106 55H108V53H111L109 56H111V57H113L114 55V57H115V59H112L111 57H109V58H111L112 59V61H110V60H108V57H106L105 56V58L102 56V57H99V56H101V54H102ZM108 52V53H107ZM166 52H164V53H166ZM189 52H190V54H189ZM194 54H193V53ZM247 52L245 53V54H247ZM254 52V51H253ZM255 52H257V51H255ZM23 53V54H22ZM26 53V54H25ZM30 54V55H28V54ZM214 53V54H215ZM220 53V54H219ZM258 53V52H257ZM76 56H75V55ZM92 54H93V56H92ZM114 54V55H113ZM184 54H185V52H184ZM199 54V55H198ZM215 54V55H216ZM221 54H223V55H221ZM20 55V56H19ZM21 55H24V56H22V58H21ZM33 56V58L32 57H30V56ZM82 55H84V57L82 56ZM90 55H91V57H90ZM103 55V54H102ZM113 55V56H112ZM117 55V56H116ZM187 55V54H186ZM197 57H196V56ZM220 55V56H219ZM244 54H242V57L240 58V59H242L241 61L245 64V63H249V61H251V60H249V58L251 57H249V56H246V57H244L243 56ZM247 55H249V53L247 54ZM260 55L261 54H259L258 55V57H259V61H258V63L259 62H261L260 61ZM28 56H29V58H30V60H28V59H26V58H28ZM62 56V57H61ZM63 56H64V60H63ZM66 56V57H65ZM74 56V57H73ZM119 56V57H118ZM148 56L150 57V59L148 58ZM193 56H194V58H193ZM7 57L9 58L8 60H9V62H8V60H7ZM26 57V58H25ZM96 57H98L96 60H95V58ZM113 57V58H114ZM118 57V58H117ZM199 57V58H198ZM201 57V58H200ZM222 57L220 58V59H222ZM244 57V58H243ZM248 57V58H247ZM83 58V59H82ZM88 61V63H86L87 61H85V59ZM90 58H91V61H92V59H94L95 61H92V63H90L91 61H90ZM142 58V59H141ZM143 58L145 59V60H143ZM195 58H197V59H195ZM205 58V59H204ZM247 58V59H246ZM4 59V60H3ZM66 59H68V60H66ZM71 59V60H70ZM80 59V60H79ZM99 59V60H98ZM117 59H118V61H117ZM121 59V58H120ZM195 59V60H194ZM199 59H201V61H197V60H199ZM6 60V61H5ZM66 60V61H65ZM70 60V61H69ZM82 60H84V61H82ZM126 60V61H125ZM140 62H139V61ZM194 60V61H193ZM245 60V61H244ZM247 60H249V61H247ZM61 61V62H62ZM107 61V62H106ZM117 61V62H116ZM142 61V62H141ZM205 61L207 62L206 64H207V67H206V65H204L205 64ZM2 62H6V64H9V66L8 65H4L5 63H3L2 64ZM65 62V63H64ZM71 63L72 64V66L69 64V63ZM95 62H96V64H95ZM116 62V63H115ZM125 62V63H124ZM128 62V63H127ZM139 62V63H138ZM183 62V61H182ZM181 62V63H182ZM74 63V64H73ZM82 65V67L80 66V64ZM108 63V64H107ZM115 63V64H114ZM118 63V64H117ZM124 63V66L122 67V66H118V65H120V64H123ZM258 63H256V64H258ZM262 63V62H261ZM259 64V69L260 70H262L261 72H263V73H261V75L263 74L264 75V68H263V66H264V64L262 63V64ZM68 64L70 65L69 67H68ZM78 66H77V65ZM83 64L84 65H86V64H88V65H90V66H88V65H86V66H83ZM94 65V66H92V65ZM117 64V66H115ZM128 64V65H127ZM139 64V65H138ZM152 64V63H151ZM183 64V63H182ZM199 64V65H198ZM32 65V66H33ZM73 65H75V66H73ZM111 65H113V66H115L114 68H113V66L111 67ZM134 65H136V67H138V69L137 68H135V66ZM141 65H142V67H141ZM179 65V64H178ZM196 67H195V66ZM263 65V66H262ZM63 66V67H64ZM133 66H134V68H133ZM149 66H150V68H149ZM198 66H200L199 68H198ZM64 67V68H65ZM129 67V68H128ZM181 67V68H180ZM183 67V68H182ZM203 69H202V68ZM205 67V68H204ZM230 67V66H229ZM74 68H75V70H76V72L77 71H79V72H77V73H79V74H76V72L75 71H73L74 70ZM81 68H82V71H81V73H80V70H81ZM126 68H128V69H130V70H126ZM133 68V69H132ZM144 70H143V69ZM196 68V69H195ZM198 68V69H197ZM263 68V69H262ZM77 69H79V70H77ZM94 69V70H93ZM179 69H181V70H179ZM183 69V70H182ZM207 71H206V70ZM226 69V70H225ZM225 69H223V68H221V71H218L216 74H212V75H214V76H217L218 77V75H219V77H218V79H222V78H226L227 76H228V78L229 77H231L233 74H235L234 72H235V70H236V67L234 68V70H233V67L230 69V68H225ZM120 70V71H119ZM143 70V71H142ZM175 70H177V72L175 71ZM194 72H193V71ZM223 70V71H222ZM231 70V71H230ZM109 71V75H111V74H113V73H111ZM187 71V72H186ZM201 71V72H200ZM203 71H204V73H203ZM224 71H225V73L226 74H228L227 76H226V74L224 73ZM229 71V72H228ZM74 72H75V74H74ZM124 72V73H123ZM133 72V71H132ZM134 72H135V70H134ZM133 72V73H134ZM137 72H135V73H137ZM144 72V73H143ZM173 72V74H175ZM179 72H181V73H179ZM184 72V73H183ZM196 72H197V74H196ZM198 72H199V75L200 76H198ZM207 72V73H206ZM231 72V73H230ZM219 73V74H218ZM25 74H26V76L28 75V76H30V72L29 71H26L25 72ZM68 74V75H67ZM74 74V75H73ZM115 74V75H116ZM194 74V75H193ZM206 74H208V77H207V75ZM232 74V75H231ZM122 75V76H121ZM132 77V79H130V76ZM132 75H134V74H132ZM140 75V76H141ZM185 75V76H184ZM190 75V76H189ZM262 75V78H261V81H264V76ZM68 76V77H67ZM129 76V77H128ZM139 76V75H138ZM184 76V77H183ZM193 76V77H192ZM196 76V77H195ZM136 77V76H135ZM156 77H157V79L159 78V80H157L156 79ZM193 79H192V78ZM195 77V78H194ZM205 79H204V78ZM60 78V79H61ZM74 78V79H75ZM143 78V77H142ZM181 78H183V79H181ZM190 79V81L191 82H189V79ZM60 79H58L60 82H61V84L63 83V84H66L67 85V83H64V80H60ZM72 79V78H71ZM71 79L70 80H68L67 82L70 84V86H72L73 84H75V81L73 82V84H72V82H71ZM74 79H72V81L74 80ZM78 80L80 79V76L77 78ZM76 79V80H77ZM130 79V80H129ZM135 79V78H134ZM164 79H165V81H164ZM188 79V80H187ZM203 79V80H202ZM241 79V81H238V84L237 85H235V86H233V87H228V88H230V89H228V88H226V90H224V91H221V89H219V88H217L216 89V87H215V94L217 93L218 94V92L219 93H223V94H218V96H217V98L215 97L216 95L213 93V95L211 94V93H209L208 94V92L210 91V92H213V89H210L209 90V88H207V86L208 85H203V87H202V85L200 86L202 89L200 90L201 92H202V94H203V96L205 97L206 96V98H207V96L208 97H211L210 99L208 98V99H206L207 100V102L210 100V101H212V100H214V97L216 98V99H220V101H218V104L216 105V103L217 102H215V100L211 103L212 105V107H211V109H208V110H211V112H208V111H206L205 110V112H204V109H206V108H199V110L197 109V108H195L196 109V111H195V109H193V108H188V109H190V110H183L184 108H181L180 110H183L187 115L186 116H189L188 114H192V112H195V116H205L206 117V115L208 116L209 114V116L207 117V118H210V119H212V121L214 122V123H217L218 121H220V117H221V114H222V117L221 118H226V119H228V117H229V119H228V126L226 125V127L227 128H233V129H245V131L247 130L246 129V127L244 126V125H247L249 128L251 127V130H248V132H246L247 133V135L246 136H248L249 134H250V136H248V137H251V141H247L249 138H247V140H246V143L244 142V140H243V142H242V140H241V142H242V144L243 143H245V146L243 145H241V142H239V138H234V137H228V138H226V139H228V140H226L225 139V143H221V141H219L220 143H221V147H220V143L218 144L216 141V143L219 145V146H217L216 144H215V142H213L216 146L214 147L215 148V151L216 150H218V152L219 151H221V150H223V154H224V156L222 155V153L220 152V154H218V153H215V151L214 152H212L213 150H214V148L212 147V146H210V147H212L213 149H212V155L213 156H211V153H209V155L211 156V159H212V161H211V159L209 158L210 156L209 155H207V156H209L208 158H209V160L211 161V162H209V160H208V162H207V164L206 165H204V167H202V170H203V168H204V170L205 171H207V173L206 174H208L209 172H214L216 169H214V168H216V164L218 163V162H215V157H214V155H216V154H218L219 156H217L216 155V157L219 159L220 158V156H223L225 159H226V163H227V167H229L230 169H232V166H235V169L233 168V170H236V172H240L239 171V169H242L243 167H245L244 165H251V167H249V168H251L252 170H254V171H258V172H255L256 174L258 173V175H256L255 173V175H254V177L256 178L257 177V179H253L252 180V182L253 181H257V183H258V185L259 186H263L264 187V179L262 178V176H264V172H262V173H260L262 176H260V174H259V172H260V170H261V167H263L264 166V148L262 147V146H264V144H263V142L261 141L260 143L261 144H259V140H262V138L264 139V135H263V133H262V131L264 130V116H263V118H262V120H254V119H250V117L249 116H247L246 114V112H245V110L242 108V106H241V104H240V102H239V99H238V97L239 96H241L240 95V92L244 89V90H249L248 88H249V84H243V82H247V81H244L242 78H240ZM263 79V80H262ZM4 80V81H3ZM3 80H2V77H0V85H1V87H0V89L3 91V92H6V90L8 91V90H12V89H16V87H17V85H18V83L19 82H17L18 80H16V79H13L12 78V80L10 79V77H5V79L3 78ZM6 80V81H5ZM81 80H83L81 83H83L85 80L84 79H81ZM182 80H185V82H183ZM3 81V83H1ZM155 81V82H154ZM161 81H162V83H161ZM164 81V82H163ZM195 81V82H194ZM204 81V83H202V82ZM208 81H207V83H208ZM60 82H58V83H55L53 86H50V87H48V91H47V95H46V101L45 102H47V103H49V101H50V98L51 97H53V98H57L58 97V93H61L62 91H64V93L63 94H65V95H67V96H69V97H67V98H70L71 97V95H73L72 94V90L74 89V87L75 86H73V87H71V88H68L67 86H69V85H65L67 88H65L64 86H63V84H62V86H63V88L64 89H67V90H64L63 88H62V86H61V84H60ZM71 82V83H70ZM77 82V81H76ZM79 82V81H78ZM76 83L75 85H78L79 83ZM146 82V83H145ZM152 82H154V83H152ZM188 82L191 84H188ZM194 82V83H193ZM197 82V83H196ZM14 83H15V86H14ZM80 83V84H81ZM127 83V84H126ZM130 85H129V84ZM181 83V84H182ZM206 83V84H207ZM210 83V82H209ZM208 83V84H209ZM261 84L259 85V90L262 92V95H261V101L260 102H262L261 103V108H262V111H263V113H264V82H260ZM8 84V85H7ZM59 85V87H58V85ZM152 84V85H151ZM213 84H214V82L213 83H211L210 85L211 86H213ZM241 84H243V85H241ZM5 85H7V86H5ZM189 85V86H188ZM198 85H196V86H198ZM209 85V87H211ZM239 85H241V86H243V87H238ZM245 85H247L248 87H244ZM54 86H56V87H54ZM69 86V87H70ZM163 86V87H162ZM54 87V89H52V88ZM59 88V90L61 91V89H63L61 92L58 90V88ZM141 87V88H140ZM183 87V88H182ZM206 87V89L204 90L203 88H205ZM242 88V89H238V88ZM261 87V88H260ZM6 88V89H5ZM61 88V89H60ZM126 88V89H127ZM143 88V89H142ZM148 89V90H146V89ZM185 88V89H184ZM232 88V89H231ZM238 89V90H235L234 91V89ZM49 89H51V91L49 90ZM57 89V90H56ZM140 89H142V91L140 90ZM164 89H165V87H164ZM177 89V90H176ZM54 92H53V91ZM161 90V92H159ZM187 90V91H186ZM204 90V91H203ZM231 90V91H230ZM251 90V89H250ZM56 91V92H55ZM66 91V92H65ZM179 91V92H178ZM186 91V92H185ZM207 91V92H206ZM218 91V92H217ZM221 91V92H220ZM230 91V92H229ZM234 91V92H233ZM1 92V91H0ZM9 92V91H8ZM51 92V94H48V93H50ZM147 92V93H146ZM164 92V94H165V96L162 94ZM188 92V93H187ZM205 92V93H204ZM224 92H227L228 94H229V96H228V94L227 93H225L224 94ZM238 92H239V96H238ZM2 93V92H1ZM55 93H57V94H55ZM150 93V94H149ZM232 93V94H231ZM57 95L56 97H54L55 95ZM159 94V95H158ZM162 94V96H164L163 98L165 99V103H167V104H165V106L167 105L168 106V108H166L165 106H163V109L161 108V110H162V112H160L159 111V113L157 112V114L153 117V118H151L152 119V121L150 122V119H148V117H147V115H148V113H150L151 111H152V108H153V103H156L157 101H155V100H158V99H160L161 98V100H162V97L160 96ZM170 94H171V92H170ZM182 95V96H179V95ZM49 95H51L50 96V98H49ZM132 97H131V96ZM134 95V96H133ZM172 95V94H171ZM186 95V96H185ZM190 95V96H189ZM210 95H212V96H210ZM215 95V96H214ZM220 95V96H219ZM231 95V96H230ZM131 98H130V97ZM136 96V98H134ZM158 96V97H157ZM221 96H222V98H221ZM224 96V97H223ZM232 96H233V98L234 99H232ZM157 97V98H156ZM160 97V98H159ZM181 97V98H180ZM187 97V98H188ZM227 97H229V98H227ZM134 98V99H133ZM135 99H136V101H135ZM147 99V100H146ZM155 99V100H154ZM203 99V98H202ZM212 99V100H211ZM41 102H40V104H38V103H36V104H34V106L36 105V107L38 108H36V107H32L33 108V110L35 109V110H37V111H34V113H33V110L31 109V107H29L28 109H30L29 111H25L24 112V116L19 120V121H14V122H11L12 124H8L7 126L6 125H4V124H2V123H0V131L2 132V136H1V138H3V146L1 147V149H0V185L2 186V188H0V192H3L4 190H7V189H9L10 187H12V186H16V184L19 186L20 184H21V182L23 183L24 181H26V180H29V179H32V178H34L35 180H38L37 178V173L36 172H28V173H16V171H15V168H17L18 166H20V165H23V164H30V163H33L34 161H36V160H39V159H42L43 158V156H44V152H43V150L41 149V146L38 144V142H39V140L40 139H35V134L38 132H40V125H39V118H38V113L39 112H41L42 110H43V105H42V107L41 106H39V105H41V104H46V106H47V103H44V99L43 100H40ZM43 101V102H42ZM133 101V102H132ZM153 101V102H152ZM163 101V100H162ZM178 101L179 100H177V102L175 101H173L174 102V106H176V104H178ZM202 101H204L205 102V100H202ZM227 101V102H226ZM229 101V102H228ZM39 102V101H38ZM75 102V101H74ZM73 102V103H74ZM169 102V103H168ZM204 102H202L204 105H207V103H204ZM222 102H225V104L224 105H222ZM124 103H126V104H124ZM163 103H164V101H163ZM209 102H208V105L210 104ZM221 103V104H220ZM37 104H38V106H37ZM199 104V105H198ZM220 104V105H219ZM228 104V105H227ZM231 104V105H230ZM234 104V105H233ZM195 105H198V106H201V104L200 103H197V104H195ZM203 105V106H204ZM207 105V106H208ZM219 105V106H218ZM226 105V106H225ZM73 107H75V103H74V105H72ZM131 106V107H130ZM150 106H152V107H150ZM172 106V105H171ZM170 106V107H171ZM198 106H196V107H198ZM202 106V107H203ZM207 106H205V107H207ZM217 106V107H216ZM229 106V107H228ZM231 106V107H230ZM173 107V106H172ZM195 107V106H194ZM131 108V109H130ZM164 108H166V109H164ZM27 109V110H28ZM40 109V110H39ZM215 109H216V111H215ZM194 110V111H193ZM202 110V111H201ZM213 110H214V112H213ZM218 110V111H217ZM32 111V112H31ZM188 111V112H187ZM191 111V112H190ZM200 111L202 112V115L201 114H197V113H200ZM125 112V113H126ZM144 112H145V114H144ZM225 112V113H224ZM232 112L234 113L233 114V116L232 117H230V113L232 114ZM236 113V114H235ZM59 117H57L56 118V120L58 121L57 122V124H62V123H64L65 122V120H67L66 118H67V116L64 114V113H61V112H59ZM161 114V115H160ZM194 114V113H193ZM192 114V115H193ZM58 114H56V116H57ZM214 117H213V116ZM144 116H146V117H144ZM157 116H159V117H157ZM160 116H162V117H160ZM218 116H220V117H218ZM34 117V118H33ZM40 117V116H39ZM237 117V118H236ZM24 118V119H23ZM26 118V119H25ZM38 118V119H37ZM143 118H146L147 120H149V121H147L146 119H145V121H144V119ZM154 118H155V121H154V123H152L153 122V120H154ZM233 118H234V120H233ZM37 119V120H36ZM217 119V120H216ZM238 120V121H237ZM26 121V122H25ZM230 121L232 122V121H237L236 123H239V124H241V127H239L238 128V126L237 125H232V127H230L229 125H230ZM21 122H23L22 123V126H21ZM38 122V123H37ZM146 122H150V123H152L151 125H150V123L149 124H147ZM20 123V124H19ZM26 123V124H25ZM143 123V124H142ZM19 125L20 127H23V129L22 128H19V126H17L16 127V125ZM28 124V125H27ZM13 125H15V126H13ZM25 125H27L26 127H25ZM142 125V126H141ZM150 125V126H149ZM5 126V127H4ZM147 126H149L151 129H150V131H149V129L147 128V132H146V127ZM193 126V131L192 132H189V133H187V132H185L184 133V137L186 138V136L187 135H189V134H192L193 132L194 133H199L200 131H201V128H200V126H199V124H195V125H192ZM24 127L26 128V129H24ZM214 127V126H213ZM247 127V128H248ZM7 128L9 129L10 128V130L8 131L7 130ZM12 128H15V129H19V132H18V129H17V133H16V131L14 130V129H12ZM145 129V130H144ZM252 129H254V130H252ZM262 129V131H261V133H259V131L258 130H261ZM6 130V131H5ZM12 130V131H11ZM23 130H24V132H23ZM7 132V133H5V132ZM14 131V132H13ZM25 131H26V133H25ZM256 131H258V134L260 135H262V136H256V135H258V134H256ZM34 132H36V133H34ZM264 132V131H263ZM4 133V134H3ZM21 133H23V134H20ZM245 133H244V131H243V135H244ZM14 135V136H13ZM17 135V136H16ZM156 135V136H155ZM252 135V136H251ZM254 135V136H253ZM4 136V137H3ZM11 136V137H10ZM41 136V135H40ZM10 137V138H9ZM12 137H14V139L12 138ZM19 138V139H16V138ZM21 137V138H20ZM65 137L66 136H64L63 137V139H65ZM258 138V140L257 139H255V138ZM261 137V138H260ZM8 138V139H7ZM41 138V137H40ZM12 139V140H11ZM22 139V140H21ZM190 139V138H189ZM229 139H233L234 141H237V142H239V145L238 146H240V147H242V148H240V147H238L237 145H236V143L237 142H235V143H233V145L231 144L232 143V140L231 141H229ZM17 140V141H16ZM223 140V139H222ZM257 140V141H256ZM9 141V143H7ZM21 141V142H20ZM69 140L68 139H65L62 143H64V144H66L67 142H68ZM224 141V140H223ZM233 141V142H234ZM253 141V142H252ZM255 141L257 142V144H259L258 146H259V148L261 149L260 150V153L259 152H257V153H259V155L258 154H255V153H251V155L253 156V154H254V156H256V158L255 159H257V161L259 162L258 164H256L257 163V161L255 160V159H253L254 161H256V163H253V161L252 162H250V164L248 163V161L246 160V158H247V156H248V158L247 159H249L250 160V158L252 157V156H250V158H249V155H246L245 156V153H248L249 151H248V147H250V146H248L247 147V145H249L250 144V142H251V144L253 143V145H257L256 143H255ZM17 143L16 145H15V143ZM210 142V141H209ZM249 144H248V143ZM205 144L207 143V142H204ZM212 142H211V144H213ZM161 144V145H160ZM208 144V143H207ZM210 144V143H209ZM210 144V145H211ZM226 144V145H225ZM229 144H231V145H229ZM250 144V145H251ZM34 145V146H33ZM253 145H251L252 147H254ZM32 146V147H31ZM206 146V145H205ZM214 146V145H213ZM232 146V147H231ZM234 146H237V148L239 149V151H236V147L235 148H233ZM151 147V148H150ZM202 147H203V144H202ZM207 147H208V145H207ZM230 147V150L228 149ZM246 147V148H245ZM263 148V151H262V148ZM14 148V149H13ZM205 148V147H204ZM216 148H220V149H216ZM234 150H232V149ZM251 148V147H250ZM205 149H207V148H205ZM241 149V150H240ZM252 149V148H251ZM255 149H256V151L258 150L257 149V147L255 146ZM255 149L253 148V150H254V152H255ZM207 150H209L210 151V149H209V147H208V149ZM243 150L245 151V153L243 152ZM252 150V151H253ZM159 151V152H158ZM228 152V153H227ZM239 154H238V153ZM240 152H243L244 153V155H243V153H242V156H241V154H240ZM232 153V154H231ZM208 154V153H207ZM230 154V155H229ZM248 154H250V152L248 153ZM233 155V156H232ZM237 155H239V156H237ZM226 156V157H225ZM231 156V157H230ZM240 156L241 157H243V158H245V159H242V160H246V161H244V162H246V163H242V161H241V163L242 164H244V165H242L241 163L239 164L238 162H239V160H240ZM245 156V157H244ZM254 156H253V158H254ZM228 157H230V158H228ZM177 158H179V159H177ZM214 158V159H213ZM223 158V159H224ZM221 159V158H220ZM235 160V165H233L232 163H233V161ZM262 159V160H261ZM179 160V161H178ZM217 160V159H216ZM230 160V161H229ZM232 160V161H231ZM252 160V159H251ZM250 160V161H251ZM218 161V160H217ZM219 161H224V160H219ZM263 162V163H262ZM209 163V164H208ZM230 163H231V165H230ZM193 164V165H192ZM215 164V167H213V168H211V166L212 165H214ZM253 164H256L257 166H252ZM263 164V165H262ZM197 165V164H196ZM228 165H230V166H228ZM262 165V166H261ZM177 166H179V167H177ZM199 166V165H198ZM203 166V165H202ZM210 166V167H209ZM259 166V169L260 170H255V168L256 167H258ZM166 167H168V168H166ZM200 167V166H199ZM181 169H182V171L183 172H181ZM184 169H186V170H184ZM196 169H198L197 167H196ZM196 169H194V170H196ZM209 169V170H208ZM264 169V167L262 168V170L261 171H264L263 170ZM177 170V169H176ZM179 170V169H178ZM193 170V171H194ZM201 170V167H200V169H198V170H196V171H199V172H201L202 171ZM250 170V169H249ZM251 170V171H252ZM195 171V172H196ZM205 171H202V172H205ZM230 172L232 171V170H229ZM250 171V172H251ZM253 171V172H254ZM139 172V171H138ZM137 172V173H138ZM189 172V171H188ZM192 172V171H191ZM234 173H235V171H233ZM196 174H198V173H196ZM237 174V173H236ZM235 174V175H236ZM239 174V173H238ZM241 174V173H240ZM239 174V175H240ZM9 175V176H8ZM12 175H14V177L16 176L18 179H16V178H14ZM137 175V174H136ZM135 175V176H136ZM198 175H201V174H198ZM252 176H253V174H251ZM11 176V177H10ZM137 176H139V175H137ZM136 176V177H137ZM143 176V177H144ZM237 176V175H236ZM6 177H8V178H6ZM20 177H23V178H21L20 179ZM160 177V178H161ZM239 177V176H238ZM3 178L5 179V181H3ZM15 179L14 181L12 180V179ZM159 178V179H160ZM165 178V177H164ZM237 182H239V183H237V185L238 184H241L240 186H241V189L242 190H244L245 188H247L246 186L248 185L247 184V182H246V184L244 185L245 186V188H244V186L242 185L243 183H245V181L243 180V177L241 178V177H239V178H237V179H235ZM5 182V183H3V182ZM8 181H10V182H8ZM229 181H233V179L232 180H229ZM228 181V182H229ZM8 182V183H7ZM228 182H227V184H228ZM231 183H234L235 184V182L233 181V182H230V185H231ZM256 183V182H255ZM255 183H253V184H255ZM233 184V185H234ZM229 185V184H228ZM228 185H225V189H226V186H228ZM237 185L234 187H232V185H231V187L232 188H230L229 186H228V194H226V195H230V198L231 199H233L234 198V200L236 199V203H237V201H241V205H242V207H241V205H239V203H240V201H239V203H237L238 204V206L240 207V208H244L243 210L246 212V211H248L247 213H249V212H253L256 208H258V207H260V204H255V201L254 200H256L255 199V197L257 198V201H256V203H259L260 201L258 200V197L256 196V194L254 195V193H251L249 190H247V189H245L247 192H248V194H250L251 196H253L252 198H253V201L251 200V197L249 196L248 197V194H246V193H244V191H242L241 189H239V187H237ZM257 184H256V186H258ZM0 186V187H1ZM4 186V187H3ZM239 186V185H238ZM8 187V188H7ZM263 187H258L259 189H260V191H261V193H259L258 192V188L256 189V192H257V194H258V196H261V198H262V195H264L263 193L264 192H262V191H264V188ZM234 188V189H233ZM262 188V189H261ZM157 189H158V193H157ZM232 189H233V191H232ZM146 190V191H145ZM231 191V193H232V195L230 194V191ZM240 190H241V192H240ZM144 191V192H143ZM140 192V193H139ZM225 192H227V189H226V191ZM240 192V194L238 195V193ZM255 192V193H256ZM241 193H243L242 194V196L243 197H241ZM245 194V195H244ZM253 194V195H252ZM238 196V197H237ZM221 197V196H220ZM219 197V198H220ZM246 197H248V198H246ZM159 198V199H158ZM218 197H216V200L218 201V199H219ZM250 198V199H249ZM264 198V197H263ZM145 199V200H144ZM222 197L219 199L221 202H223L224 204H225V201L222 199ZM260 199V198H259ZM261 200V199H260ZM263 200V199H262ZM156 203H155V202ZM173 201V200H172ZM172 201H170V203L172 202ZM244 201H246L247 202V204L248 205H244L246 202H244ZM264 201V200H263ZM160 202V201H159ZM262 202V201H261ZM244 203V204H243ZM263 203V202H262ZM172 204H174V201L172 202ZM172 204H170V205H172ZM177 203L175 202V205H176ZM250 204H252V207H250ZM170 205H169V208H172L173 207V209H175L176 208V206L175 205H172V207H170ZM243 205H244V207H243ZM133 206V207H132ZM138 206V207H137ZM178 206V205H177ZM246 206V207H245ZM247 206H249V207H247ZM261 206H262V204H261ZM245 208H246V210H245ZM137 209V210H136ZM139 209V210H138ZM157 209V210H156ZM248 209V210H247ZM133 210V211H132ZM135 210V211H134ZM156 210V211H155ZM133 212V213H132ZM147 217H146V216ZM145 216V217H144ZM143 217V218H142ZM248 218V220H247V222H246V225H245V228L247 229V231H249L250 233H249V235H250V240L251 241H254V242H256V241H264V239L262 238H259V236H257V234H259V227H257L256 225H257V222H255V221H250V219L249 218H251V216L249 217H246V219ZM253 218V217H252ZM151 219V220H150ZM253 220H254V218H253ZM131 221V222H130ZM254 222V223H253ZM250 223V224H249ZM256 223V224H255ZM166 224V225H165ZM167 224H168V226H167ZM248 224V225H247ZM165 225V226H164ZM170 226V227H169ZM186 226H189V228L190 229H195V226L194 225H186ZM186 226H184L183 227V229L184 228H187ZM201 225H199V227H200ZM206 226V225H205ZM248 226V227H247ZM256 226V227H255ZM197 227H198V225H196V229H197ZM210 227V226H209ZM209 227H204L203 229L206 231H204L205 233H207V232H209L210 234H212V235H220L221 233H220V231H218L217 229H212L211 227H210V229H209ZM163 230H165L166 232H168L169 230H171L172 229V226H171V224L169 223V222H165L164 224H163ZM187 229V231L186 232H189V231H195V230H190V229ZM202 228V227H201ZM200 228V229H201ZM253 228H255L256 230H254ZM199 229V230H200ZM207 229V230H206ZM253 229V230H252ZM258 229V230H257ZM186 229H184V231H185ZM199 230H197V231H199ZM202 230V229H201ZM209 230V231H208ZM254 231V232H253ZM199 232H202V231H199ZM204 232H202V233H204ZM256 232H257V234H256ZM189 233H192V232H189ZM255 234V235H254ZM131 236V231H128L127 232V238H128V240L131 238L130 237ZM255 236H257L256 238H255ZM257 239V240H256ZM131 240V239H130ZM258 241V242H259ZM263 241H262V243L261 244H263ZM170 242L174 245V243H175V241L173 240V239H171L170 240ZM262 246H264V244L262 245ZM8 250H10V252H8L7 251V253L4 251V253H5V255H4V253L2 252V250H0V252H2L3 253V255L5 256V257H7V256H10V253L12 254V253H14L15 254V250L13 249V251H12V249H8ZM55 251V250H54ZM61 251H59V250H57V252L55 251V252H50L49 254L47 253V254H45L44 256H39V255H36V256H32V254L31 255H29V256H25V255H19L18 256V254L16 255V256H14L13 258L10 256L9 258H5L1 253H0V260H1V262H0V264H15L14 262H16L17 263V261H18V264L20 263H24V264H45V263H49L50 262V264L52 263V264H54V262H55V260H57L58 259V257H59V255L61 256ZM6 254H9V255H7L6 256ZM14 254H12V256L14 255ZM3 256V257H2ZM39 256V257H38ZM129 255H127V257H126V259H125V261L122 263V264H139V262L137 261L136 262V260L135 259H130V256L128 257ZM14 259V260H13ZM17 259V260H16ZM19 259H20V261H19ZM29 259H30V261H29ZM55 259V260H54ZM16 260V261H15ZM25 260H27V261H25ZM263 260H264V258H263ZM260 261L259 262V264H263L264 263V261ZM12 261H14V262H12ZM25 261V262H24ZM41 261V262H40ZM44 261V262H43ZM52 261V262H51ZM128 262V263H127ZM131 262H133V263H131ZM136 262V263H135ZM96 264V263H95Z\"/></svg>", "mask_w": 264, "mask_h": 264}]
</instances>
